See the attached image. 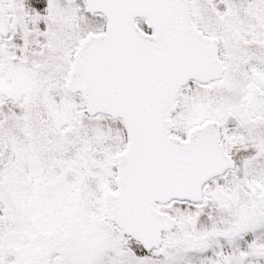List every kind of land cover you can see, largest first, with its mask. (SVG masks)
Returning <instances> with one entry per match:
<instances>
[{
  "label": "snow or ice",
  "instance_id": "snow-or-ice-1",
  "mask_svg": "<svg viewBox=\"0 0 264 264\" xmlns=\"http://www.w3.org/2000/svg\"><path fill=\"white\" fill-rule=\"evenodd\" d=\"M0 264H264V0H0Z\"/></svg>",
  "mask_w": 264,
  "mask_h": 264
}]
</instances>
